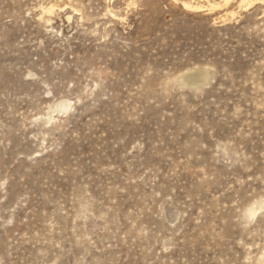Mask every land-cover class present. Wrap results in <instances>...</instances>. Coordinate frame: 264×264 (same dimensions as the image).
<instances>
[{"label": "rangeland", "instance_id": "obj_1", "mask_svg": "<svg viewBox=\"0 0 264 264\" xmlns=\"http://www.w3.org/2000/svg\"><path fill=\"white\" fill-rule=\"evenodd\" d=\"M0 264H264V0H0Z\"/></svg>", "mask_w": 264, "mask_h": 264}, {"label": "bare ground", "instance_id": "obj_2", "mask_svg": "<svg viewBox=\"0 0 264 264\" xmlns=\"http://www.w3.org/2000/svg\"><path fill=\"white\" fill-rule=\"evenodd\" d=\"M226 2H228L229 0H224ZM248 3V2H247ZM185 6H188V7H192L193 8V5H189L188 3H184ZM246 5V4H245ZM198 8V6H196ZM254 213V212H253Z\"/></svg>", "mask_w": 264, "mask_h": 264}]
</instances>
